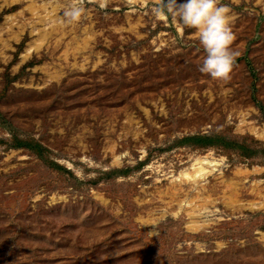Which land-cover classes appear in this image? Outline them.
Here are the masks:
<instances>
[{
  "label": "rangeland",
  "instance_id": "obj_1",
  "mask_svg": "<svg viewBox=\"0 0 264 264\" xmlns=\"http://www.w3.org/2000/svg\"><path fill=\"white\" fill-rule=\"evenodd\" d=\"M157 2L0 0V264H264V0L227 79Z\"/></svg>",
  "mask_w": 264,
  "mask_h": 264
},
{
  "label": "clouds",
  "instance_id": "obj_2",
  "mask_svg": "<svg viewBox=\"0 0 264 264\" xmlns=\"http://www.w3.org/2000/svg\"><path fill=\"white\" fill-rule=\"evenodd\" d=\"M151 11L158 19L171 17L196 30L204 53L199 72L214 79L229 77L238 52L231 47L234 34L229 26L231 10L227 4L219 0H158ZM83 12L81 4L73 3L63 10V17L71 23Z\"/></svg>",
  "mask_w": 264,
  "mask_h": 264
},
{
  "label": "bare ground",
  "instance_id": "obj_3",
  "mask_svg": "<svg viewBox=\"0 0 264 264\" xmlns=\"http://www.w3.org/2000/svg\"><path fill=\"white\" fill-rule=\"evenodd\" d=\"M257 133L259 136H261L262 134V132H257ZM217 164L218 162L215 161L213 158L209 157L208 155L197 156L193 159L191 165L188 168L181 170L180 176L184 178L196 179L202 177L204 174L210 171L209 170L210 167H214ZM261 203L263 204L264 201H262Z\"/></svg>",
  "mask_w": 264,
  "mask_h": 264
}]
</instances>
